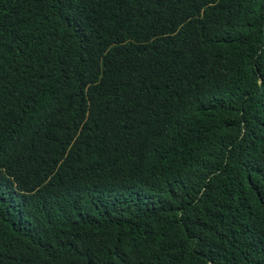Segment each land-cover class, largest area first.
Segmentation results:
<instances>
[{
  "label": "trees",
  "instance_id": "16d2710c",
  "mask_svg": "<svg viewBox=\"0 0 264 264\" xmlns=\"http://www.w3.org/2000/svg\"><path fill=\"white\" fill-rule=\"evenodd\" d=\"M0 264H264V0H0Z\"/></svg>",
  "mask_w": 264,
  "mask_h": 264
}]
</instances>
